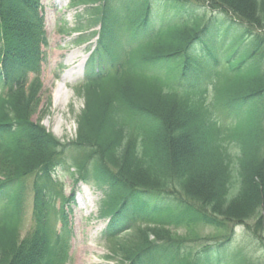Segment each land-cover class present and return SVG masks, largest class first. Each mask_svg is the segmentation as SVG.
Wrapping results in <instances>:
<instances>
[{
    "label": "trees",
    "instance_id": "16d2710c",
    "mask_svg": "<svg viewBox=\"0 0 264 264\" xmlns=\"http://www.w3.org/2000/svg\"><path fill=\"white\" fill-rule=\"evenodd\" d=\"M218 1L223 9L209 14L202 0H100L87 11L89 25L99 29L84 68L87 98L79 129L96 158L63 156L59 141L17 115L0 123V264H64L70 232L54 201H64L53 174L58 167L79 165V180L107 188L109 236L127 229L130 216L169 214L178 224L210 227L221 205L254 212L264 195V33L246 24L264 26V0H244L252 22L242 19L237 4ZM37 3L0 0V90L24 80L20 58L38 47L39 38L46 41L34 16L11 34ZM28 184L34 233L20 241L17 206ZM171 184L193 197L206 190L197 194L195 211L164 192ZM58 221L64 224L56 231L52 223ZM187 238L185 232L148 241L125 261L249 264L239 253L221 263L220 244L193 252Z\"/></svg>",
    "mask_w": 264,
    "mask_h": 264
},
{
    "label": "rangeland",
    "instance_id": "374dc122",
    "mask_svg": "<svg viewBox=\"0 0 264 264\" xmlns=\"http://www.w3.org/2000/svg\"><path fill=\"white\" fill-rule=\"evenodd\" d=\"M202 1L205 2L202 9L208 14L213 9H223V1ZM99 2L100 0H92L68 5L69 0H41L37 6L32 7V12L27 13L26 18L22 20L19 17L14 25L15 32L11 34L17 36L24 27L22 21L34 16L42 22L41 32L46 38L47 45L41 43L39 38L38 47L25 53L24 58H20L22 65L29 70L25 83L21 82L23 84L0 91V123L6 122L10 115L37 123L59 141V149L63 156L71 155L72 159L79 157L80 161H84L89 155L96 158L92 143L82 142L87 140L80 136L79 115L85 109L87 98L83 70L96 42L98 29L95 25H89L92 19L87 11H93L92 6L98 5ZM224 2V6L227 7L231 6L229 3L234 6L237 4L238 9L242 8L244 13L241 14L242 19L253 21L251 15H248L252 13L247 10L249 7L247 9L243 7L244 0H237L239 3L233 0ZM246 25L257 34L264 33L262 23ZM59 87L63 88L61 91H64V97L61 95L56 97L54 94ZM107 165L109 174L115 175L116 181L122 182L117 168L108 163ZM69 169L78 174L80 166L74 165ZM55 176L61 186L60 193L65 199L63 205L66 226L71 236L65 264H128L125 256L129 251L135 252L139 247L149 243L148 241L168 236H183L185 232L188 234L186 244L193 252L220 244L217 251L221 254V263H224L226 257L231 254L239 253L248 259L249 264H264V217L256 215L264 213L262 210L264 195H259V199L255 194L254 198L257 197L263 204L260 202L254 205L253 213L252 210L239 208L235 203L229 208L221 205L224 211L217 215L218 222L215 226L205 227L201 221L190 226L186 223L178 224L169 214L160 217L156 214L152 218L130 216L127 229L109 236L105 231L109 215L103 201L107 188L104 193L93 185L76 183L75 177L65 173L63 167L56 169ZM29 188L27 185L21 196V205L17 206L20 212L18 236L20 241H26L34 233L31 208L33 197ZM164 192L190 202L194 211L198 204L196 196L202 193L197 191L193 197L174 184ZM59 199H55V202L57 203ZM249 205L247 204L248 207ZM59 227L60 223L55 224L57 230ZM5 261L8 260L5 258Z\"/></svg>",
    "mask_w": 264,
    "mask_h": 264
},
{
    "label": "bare ground",
    "instance_id": "6f19581e",
    "mask_svg": "<svg viewBox=\"0 0 264 264\" xmlns=\"http://www.w3.org/2000/svg\"><path fill=\"white\" fill-rule=\"evenodd\" d=\"M63 88H61V87H59V88H57L56 90H55V93L54 94H56V97L58 96V95H61V96H63L64 97V91H61ZM83 203V202H82ZM84 204V203H83Z\"/></svg>",
    "mask_w": 264,
    "mask_h": 264
}]
</instances>
